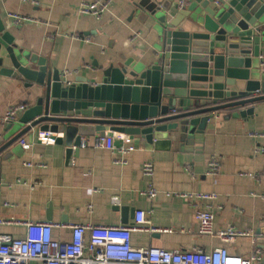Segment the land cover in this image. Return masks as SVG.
Returning a JSON list of instances; mask_svg holds the SVG:
<instances>
[{
    "label": "crops",
    "instance_id": "0c3cea01",
    "mask_svg": "<svg viewBox=\"0 0 264 264\" xmlns=\"http://www.w3.org/2000/svg\"><path fill=\"white\" fill-rule=\"evenodd\" d=\"M92 1L0 0V17L18 49L43 58L65 80L91 77L111 62L151 64L156 34L138 6L140 0H109L100 16L80 12L82 2ZM10 14L26 19L17 24ZM5 54L1 46L0 63L8 67ZM29 83L0 74V119L9 106L28 108L41 96V88ZM21 113L10 122L0 121V135L7 139L21 131ZM9 123L12 128L4 133L2 127ZM37 133L36 128L23 133L0 152L1 233L23 236L25 226L16 220L43 221L53 225V239L69 241L72 224L129 225L135 211L143 210L156 230L132 231L133 247L205 252L225 247L231 264L246 261L258 248L264 261V244L259 243L264 239V151L255 152L264 147V137L252 135L264 134V100L245 117L217 111L202 133L180 139L170 135L166 148L147 145L136 136L122 143L126 135L106 131L115 146L126 145L129 151L94 147L100 137L94 135L83 137L85 145L69 153L65 140L43 144L35 140ZM20 139L31 146L22 148ZM212 157L220 167L207 175ZM147 161L153 165L151 177L142 173ZM149 187L157 192L153 198L141 193ZM191 191L217 195L209 202L198 201L200 209L212 210L215 234L199 233L196 207L174 196ZM228 228L249 234L224 241L216 233Z\"/></svg>",
    "mask_w": 264,
    "mask_h": 264
},
{
    "label": "water",
    "instance_id": "95a60500",
    "mask_svg": "<svg viewBox=\"0 0 264 264\" xmlns=\"http://www.w3.org/2000/svg\"><path fill=\"white\" fill-rule=\"evenodd\" d=\"M172 2L138 3L156 34L151 64L111 62L74 81L18 49L0 17V48L9 61L0 63V74L42 91L19 116L21 131L0 135V152L35 128L60 133L56 143L65 140L69 153L82 137L106 131L166 148L170 135L202 133L217 111L252 115L264 100V0H187L181 8ZM2 128L6 133L12 123Z\"/></svg>",
    "mask_w": 264,
    "mask_h": 264
},
{
    "label": "built area",
    "instance_id": "2783aa9c",
    "mask_svg": "<svg viewBox=\"0 0 264 264\" xmlns=\"http://www.w3.org/2000/svg\"><path fill=\"white\" fill-rule=\"evenodd\" d=\"M187 0H176L178 8L183 7ZM109 0H94L92 2H82L80 12L100 16L106 9ZM14 23H20L26 17L10 14ZM260 62L264 64V53L260 55ZM26 109L25 104L9 106L0 121L10 122L15 119L18 113ZM253 136L264 137V134H252ZM60 133L50 131H38L35 140L43 144H54L56 138L61 137ZM130 138L126 136L123 142H128ZM24 149H28L31 143L24 139L19 140ZM85 145L82 137L80 146ZM94 147L116 149L119 153H126L129 148L126 145L115 146L108 135L95 139ZM264 147L255 148V152H263ZM220 167L219 160L212 157L208 161L206 169L207 175H214ZM142 173L146 177L153 174L151 162H144ZM142 194L149 198L156 196L154 188L149 187L143 190ZM174 196L188 200L196 207L194 218L198 224V232L205 235L215 234L213 229L214 214L210 209H200L198 201H212L217 195L212 192H175ZM4 221L0 220V225ZM15 224L25 226L23 236H11L0 232V264H231L230 257L225 247L213 248L209 252L201 249L190 251L165 250L156 247H133L131 245L132 231H155L146 219L143 210H136L133 221L129 225L105 226L89 224H72L71 238L69 241H58L52 238V224L49 222L18 221ZM224 241L231 240L236 235L249 234L248 232L234 231L232 228L216 233ZM262 252L254 248L246 261L238 264H264Z\"/></svg>",
    "mask_w": 264,
    "mask_h": 264
}]
</instances>
